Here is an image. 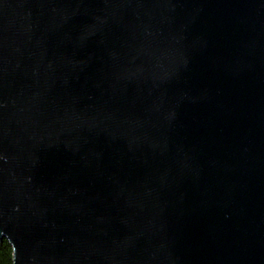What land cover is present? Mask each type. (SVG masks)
Wrapping results in <instances>:
<instances>
[{"label": "water", "instance_id": "water-1", "mask_svg": "<svg viewBox=\"0 0 264 264\" xmlns=\"http://www.w3.org/2000/svg\"><path fill=\"white\" fill-rule=\"evenodd\" d=\"M13 264H264V0H0V242Z\"/></svg>", "mask_w": 264, "mask_h": 264}, {"label": "trees", "instance_id": "trees-1", "mask_svg": "<svg viewBox=\"0 0 264 264\" xmlns=\"http://www.w3.org/2000/svg\"><path fill=\"white\" fill-rule=\"evenodd\" d=\"M0 264H13V249L6 238L0 242Z\"/></svg>", "mask_w": 264, "mask_h": 264}]
</instances>
